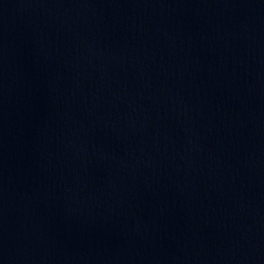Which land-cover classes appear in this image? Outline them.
I'll list each match as a JSON object with an SVG mask.
<instances>
[{
	"label": "water",
	"instance_id": "95a60500",
	"mask_svg": "<svg viewBox=\"0 0 264 264\" xmlns=\"http://www.w3.org/2000/svg\"><path fill=\"white\" fill-rule=\"evenodd\" d=\"M0 264H264V0H0Z\"/></svg>",
	"mask_w": 264,
	"mask_h": 264
}]
</instances>
